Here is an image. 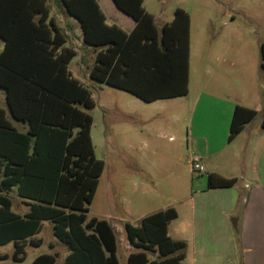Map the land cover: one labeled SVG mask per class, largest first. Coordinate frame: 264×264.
<instances>
[{
	"label": "trees",
	"instance_id": "16d2710c",
	"mask_svg": "<svg viewBox=\"0 0 264 264\" xmlns=\"http://www.w3.org/2000/svg\"><path fill=\"white\" fill-rule=\"evenodd\" d=\"M56 1L78 21L84 43L94 49L93 81L144 102L188 94L190 15L186 10L176 8L173 19L159 26L144 0H113L135 21L126 32L106 22L97 0ZM67 38L48 0H0L4 42L0 89L7 106L0 102V246L14 243L12 254L0 253V259L22 261L26 241L41 232L43 221H49L53 235L69 248L62 264H119L115 226L106 218H87L105 163L95 155L93 117L86 111L95 106V99L69 68L77 49L65 46ZM260 51L264 69V41ZM257 113L236 105L228 140ZM236 183V178L208 175L209 188ZM15 187L29 206L24 214L12 210L9 193ZM176 218V209L168 207L146 215L140 225L125 223L134 250L127 264H181L186 243L168 233ZM58 256L40 254L31 264H55Z\"/></svg>",
	"mask_w": 264,
	"mask_h": 264
},
{
	"label": "rangeland",
	"instance_id": "374dc122",
	"mask_svg": "<svg viewBox=\"0 0 264 264\" xmlns=\"http://www.w3.org/2000/svg\"><path fill=\"white\" fill-rule=\"evenodd\" d=\"M48 4L51 14L68 33L67 46H71L79 26L69 24V16L56 0H48ZM144 6L156 17L158 25L172 20L178 7L190 15L192 54L187 95L144 102L124 90L90 80L89 69L75 66L81 54L70 65L73 74L79 75L93 93L95 106L86 111L93 117L95 155L105 163L87 218H106L115 226L119 264H127L130 248L125 223L140 225L148 212L167 206L186 209L194 189L200 186L198 178L206 175L195 172L188 159L202 154L204 138L212 143L223 141L219 113L223 114L225 105L209 96H200L202 85H206L205 93L215 92L223 85L233 95L241 89L243 97L250 96V100L241 99L247 104L262 106L264 102L260 51L264 41V0H145ZM118 24L127 27L121 19ZM229 31L233 32L230 39L224 37ZM227 46L230 52L221 59L220 50ZM2 47L0 40V50ZM241 47L243 51L239 50ZM90 64L93 61L87 65ZM3 95L0 90V97ZM0 102L7 107L5 95ZM262 115L261 111L258 119ZM12 196L15 210L22 211L16 193ZM39 236L44 244L28 245L22 261L0 259V264H31L38 254L51 252L49 242L54 235L48 222ZM13 250L11 243L0 246V253L12 254ZM57 250L63 254L67 248L59 244Z\"/></svg>",
	"mask_w": 264,
	"mask_h": 264
},
{
	"label": "crops",
	"instance_id": "0c3cea01",
	"mask_svg": "<svg viewBox=\"0 0 264 264\" xmlns=\"http://www.w3.org/2000/svg\"><path fill=\"white\" fill-rule=\"evenodd\" d=\"M97 1L106 16L108 24H116L126 32H130L134 28V19L121 11L113 0ZM125 15L130 19L124 17ZM109 17H111V20ZM154 18L156 21L155 16ZM118 19L123 20L127 27L123 28L121 24H118ZM68 21L71 22L69 23L71 25L76 24L79 26L78 21L73 17L69 16ZM170 21L164 20L159 26ZM77 30L79 31L73 35L76 39L73 43L80 47L76 48L77 55L75 57L81 54V60L75 66H79V64L85 66V69H89V75L93 64H87L90 61L94 63L95 52L93 47L84 43L80 26ZM232 33L229 31L224 37L230 39ZM68 42L69 39L67 38L65 46ZM239 50L243 51L244 48L241 47ZM229 52L230 48L228 46L222 48L220 50L221 59H224ZM191 54L190 39L189 84ZM74 58L71 60L69 68ZM73 76L75 75L73 74ZM78 76L75 77L80 79V76ZM90 80L92 79L90 78ZM250 83L251 81H249V85L252 86ZM205 86V84L202 85L200 96H209V98L218 100L225 105L223 114L219 113L222 122L221 137H223V141L212 143L204 138L205 143L200 147V151L203 164L206 167V175L198 178L197 182L200 186L198 189H194L190 205H187L183 211L176 208L177 218L169 223L168 233L173 240L186 243L185 257L181 264H264V127L262 126L264 102L262 106L261 104H247L249 102H243L241 99L247 101L250 100V96L243 97L240 93H243V91L236 89L234 92L235 88L233 92L237 94L233 95L228 91L229 89L222 87L223 85H220L215 92L205 93ZM4 95L2 98L0 97L1 100H3ZM236 105L254 108L258 113L253 120L244 125L242 131L232 141H229L230 125ZM261 111L262 118L258 119ZM15 124L21 125L19 122H15ZM209 174H217L226 179L236 178L237 183L228 188H209ZM151 182L153 184V181ZM145 186L149 187V184L146 183ZM13 192L18 196L16 187L9 193V196L13 199L12 210L20 214L26 213L29 206L22 202L23 200L19 196L22 211L15 210ZM157 211L159 210L148 213L151 214ZM178 221L179 223L174 225ZM46 222L52 226L49 221H43V228ZM41 232L28 239L26 247L28 245L33 247L43 245L44 241L39 236ZM10 243L14 246L13 242ZM59 244L63 245L64 243L54 236L53 240L49 242L51 252H46L59 255L55 264H62L69 254V248L65 244L67 248L65 253L62 254L57 250ZM131 251L134 250L129 248L128 254Z\"/></svg>",
	"mask_w": 264,
	"mask_h": 264
},
{
	"label": "built area",
	"instance_id": "2783aa9c",
	"mask_svg": "<svg viewBox=\"0 0 264 264\" xmlns=\"http://www.w3.org/2000/svg\"><path fill=\"white\" fill-rule=\"evenodd\" d=\"M188 162L190 163L192 169L197 172L198 174L206 173V168L203 164V157L201 154H194L189 159Z\"/></svg>",
	"mask_w": 264,
	"mask_h": 264
}]
</instances>
